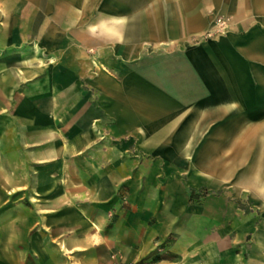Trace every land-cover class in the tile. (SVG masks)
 Returning <instances> with one entry per match:
<instances>
[{
	"label": "crops",
	"instance_id": "obj_1",
	"mask_svg": "<svg viewBox=\"0 0 264 264\" xmlns=\"http://www.w3.org/2000/svg\"><path fill=\"white\" fill-rule=\"evenodd\" d=\"M88 1L74 0L71 5L80 8L77 13L83 16ZM120 2L122 9L97 15L99 37L147 44L153 38L185 40L210 30L213 17L223 14L243 31L241 45L231 35L223 55L215 47L202 49L201 70L213 90L207 91L195 78L190 72L191 58L184 56L177 70L182 79L176 82V92L161 84L162 93L140 96L123 108L117 103L119 108L107 113L112 119L108 127L99 110L71 120L69 90L62 94L52 88L47 101L49 119L64 112L70 127L62 134L64 138L80 134L78 143L70 138L58 142L61 132L50 122L23 130L5 127L8 120L1 118L0 135L9 129L15 138L8 144L0 140V264H111L114 253L135 263L165 242L174 226L158 208L148 205L147 185L134 186L140 178L136 180L127 169L121 144L109 142L110 138H137L134 149L138 151L197 150L192 160L196 175L227 183L234 169L240 168L237 184L264 199V124L249 126L247 97L249 79L254 86L264 87V46L250 47L249 42L264 43V0ZM35 72L28 68L19 74L18 69L0 63V113ZM253 102H260L258 95ZM95 120L107 132L102 144L94 139ZM202 135H207L203 141ZM91 148L101 152L100 156L82 157L78 161L81 170L73 173L72 157ZM10 151L14 152L11 157ZM26 169L31 172L28 180ZM42 169L48 173L41 175ZM123 184L130 187L128 193ZM244 222L242 231L254 230V220ZM200 250V243L193 246V264H201ZM250 251L241 264H264V237L258 236Z\"/></svg>",
	"mask_w": 264,
	"mask_h": 264
},
{
	"label": "rangeland",
	"instance_id": "obj_2",
	"mask_svg": "<svg viewBox=\"0 0 264 264\" xmlns=\"http://www.w3.org/2000/svg\"><path fill=\"white\" fill-rule=\"evenodd\" d=\"M72 1L0 0V63L18 69L19 74L28 68L36 69L35 76L31 74L28 78H32L21 83L3 104L7 107L0 113V119L8 120L5 127L27 130L32 124L42 127L50 122L61 132L58 142L70 138L78 143L80 134L66 138L62 134L70 127V119L64 112L58 118L49 119L47 101L52 88L62 94L69 90L71 120H76L79 114L85 118L91 110H99L104 112L103 125L108 127L112 119L107 113L119 108L117 103L123 108L140 96L162 93L161 84L164 89L176 92V82L182 79L177 70L184 56L191 58L190 72L211 91L206 73L201 70V59H204L201 53L205 52L202 49L215 47L223 55L228 38L233 35L236 44L241 45L244 34L236 28L232 17L217 14L210 30L185 40L153 38L149 44L111 41L96 34L97 15L122 9L120 0H89L83 16L77 13L82 11L80 8L71 5ZM153 34L159 35V32ZM249 42L250 47L264 46L262 42ZM52 80L54 87L48 86L54 84ZM251 82L249 79L247 88L249 126L264 124V118L255 117L264 115L261 112L264 87ZM255 95L259 96V103L253 102ZM96 124L98 120L92 122L94 139L102 144L107 141V132ZM11 131L8 129L5 135H0V140L11 143L15 138ZM206 136L202 135V141ZM108 141L121 144V158L127 160V169L133 171L136 180L140 178V183L134 186L140 189L145 183L151 195L148 205L158 208L168 224L174 226L165 242L140 261H124L120 254L114 253L111 256H115V261L110 259L111 264H193V246L198 243L201 264H241L248 259L258 236L264 237V199L237 184L242 174L240 168L234 169L231 182H210L208 176L194 172L192 160L198 156L197 150L138 151L134 149L139 142L137 138ZM100 153L91 148L73 156L72 172L81 170L78 161L82 157L97 158ZM55 169L59 174L60 167ZM47 171L42 169L41 175ZM25 173L28 180L31 172L26 169ZM125 185L122 189L128 193L130 187ZM248 219L254 220L256 226L246 234L247 230L242 228Z\"/></svg>",
	"mask_w": 264,
	"mask_h": 264
},
{
	"label": "built area",
	"instance_id": "obj_3",
	"mask_svg": "<svg viewBox=\"0 0 264 264\" xmlns=\"http://www.w3.org/2000/svg\"><path fill=\"white\" fill-rule=\"evenodd\" d=\"M112 261H115V256H111V258H110ZM113 264H115V263H113ZM117 264V263H116Z\"/></svg>",
	"mask_w": 264,
	"mask_h": 264
}]
</instances>
